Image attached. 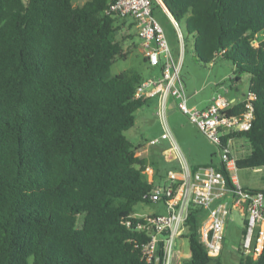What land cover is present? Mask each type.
<instances>
[{
	"label": "trees",
	"instance_id": "1",
	"mask_svg": "<svg viewBox=\"0 0 264 264\" xmlns=\"http://www.w3.org/2000/svg\"><path fill=\"white\" fill-rule=\"evenodd\" d=\"M111 2L0 0V264L156 263L142 254L149 236L134 214L156 182L125 133L147 102L134 97L144 77L111 72L129 53L118 38L127 20L107 12ZM162 2L200 61L221 55L234 64V80L250 75L252 126L224 140L249 143L238 168L263 167L264 0ZM244 108L238 102L229 112ZM215 165L231 183L226 166ZM203 217L192 207L183 234L190 256L181 264H224L199 238ZM238 264H264V252H239Z\"/></svg>",
	"mask_w": 264,
	"mask_h": 264
},
{
	"label": "built area",
	"instance_id": "2",
	"mask_svg": "<svg viewBox=\"0 0 264 264\" xmlns=\"http://www.w3.org/2000/svg\"><path fill=\"white\" fill-rule=\"evenodd\" d=\"M108 13L134 22L137 35L145 52V58L153 66L161 67L160 77L144 78L136 87L134 97L148 101L157 99V116L162 122L160 136L148 141L157 145L167 140L174 147L179 169H170L163 182H156L146 195L151 203H164L166 213H153L141 217L136 229L148 233L142 245V254L149 263L156 262L158 251L162 253V264H176L178 241L187 230V220L192 207L201 208L204 215L199 226V238L209 255L222 254L225 241L227 217L232 208L239 207L245 214L242 243L237 250L244 255L259 257L264 252V190L243 187L236 179L237 158L231 147L234 138L228 134L249 130L254 119L253 101L257 94L248 90L242 102L245 108L240 113H230L234 101L226 95H214L208 106H190L184 83L180 76L181 64L173 55L163 27L154 15L152 0H113ZM181 47L184 35L180 22L171 14ZM174 99L180 110L218 148L220 161L231 173V183L225 172L216 165L191 167L177 143L168 121L169 101ZM155 175L153 168L145 170ZM131 226V221H127Z\"/></svg>",
	"mask_w": 264,
	"mask_h": 264
},
{
	"label": "rangeland",
	"instance_id": "3",
	"mask_svg": "<svg viewBox=\"0 0 264 264\" xmlns=\"http://www.w3.org/2000/svg\"><path fill=\"white\" fill-rule=\"evenodd\" d=\"M87 0H74L75 5H83ZM154 15L163 27L168 43L172 49L173 55L181 64L180 76L184 83L187 95L189 96L190 106L197 104L202 107L214 94H223L231 98L237 95L240 100L247 94L250 84V75L243 74L240 80H234V64L231 60L218 55L211 63H204L200 61L194 51V39L187 34L183 23H180L184 35V48L181 47L177 31L172 23L169 15L164 8L155 5L153 6ZM122 21L121 18L119 20ZM118 38L122 39L124 49L129 51L125 58H117L112 66V74H118L127 70H134L144 78L160 77L161 67L151 65L145 58V52L141 45V39L138 37L136 27L126 23L118 34ZM230 94V95H229ZM172 99V98H171ZM157 104L154 99L147 101L136 112V124L127 130L125 133L127 137L134 143L142 147L159 146L150 145L148 141L162 133V122L157 116ZM168 121L172 130L175 132V125L178 123L189 122L187 128L189 133L187 137L191 136L201 145L202 150H208V155L211 151H215L214 157L219 160L217 155L218 148L200 131L196 125L190 120L189 116L184 114L180 108L176 109L174 114L168 112ZM193 124V125H192ZM178 141H182L187 137H182L179 132L175 133ZM244 138H234L231 147L234 155L241 156L250 152V145ZM243 144V145H242ZM249 144V143H248ZM240 145V147H239ZM183 146V145H182ZM184 147V146H183ZM188 161L190 155L186 148H182ZM140 150V149H139ZM141 156V152H137ZM149 166L157 173L160 170L162 176L167 177L169 170L174 166V162H167L164 158L157 155L147 156ZM239 183L250 189L264 190V166L260 168L242 167L233 171ZM151 172H146L148 177ZM167 208L164 203H151L140 201L134 206V214L137 216H146L153 213H166ZM245 216L242 214L239 207L232 208L227 217L224 249L222 258L224 264H238L239 263V247L243 239V228L245 225ZM190 256V244L188 238L182 236L178 241L175 263L181 264L184 258Z\"/></svg>",
	"mask_w": 264,
	"mask_h": 264
},
{
	"label": "crops",
	"instance_id": "4",
	"mask_svg": "<svg viewBox=\"0 0 264 264\" xmlns=\"http://www.w3.org/2000/svg\"><path fill=\"white\" fill-rule=\"evenodd\" d=\"M158 2L161 4L162 8H164V10L166 11V13L169 15V18L171 19L170 17V12L167 10V8L165 7L164 3L162 2V0H158ZM127 23H131L129 21H127ZM136 32H137V29H136ZM215 95V94H214ZM213 95V96H214ZM230 95V94H229ZM212 96V97H213ZM212 97H210L208 99V101L205 103V105H203L202 107H198L197 104H194L192 106H195V107H198V108H205L206 106L209 105ZM244 99V97L240 100V98L237 96V95H234V96H231V100L234 101L235 104H237L238 102H242ZM152 100V99H151ZM149 101V100H148ZM154 101L156 102L157 104V99H154ZM178 105H177V102L176 100L174 99H170L169 101V112H171V114L173 115L175 110L178 109ZM189 122L187 123H178L175 125V132L173 131L174 133V136L176 138V141L177 143L181 146V148H186V150L188 151L189 155H190V161L189 164L191 165V167L193 168H196L200 165H209V164H217L218 162H220V158L219 160L215 159L214 157V154H215V151L213 149V151H211V155H208V150L210 149L208 147V150H202V147L200 144H198L194 139L193 137L189 136L187 137L186 135L189 133L188 131V126ZM193 125V124H192ZM171 127V126H170ZM197 127V126H196ZM198 128V127H197ZM172 129V128H171ZM199 129V128H198ZM200 130V129H199ZM178 133L182 136V137H187L186 139L182 140V141H178L177 140V136L175 133ZM157 137V136H156ZM241 139V138H240ZM141 145V148L140 150H138V152H141V156L142 157H146L147 156H152V155H157V156H161L162 158H164L167 162H174V166L171 168V169H179L180 166H179V163L176 159V152H175V149L174 147L170 144L169 141L167 140H163L161 141V143H159V146H152V147H147V146H143L142 147V143H139ZM184 147H183V146ZM243 145V144H242ZM247 146H249V144L247 143L246 144ZM240 147V145H239ZM183 150V149H182ZM218 155V154H217ZM242 156H245V155H241V156H237L236 158H240ZM219 157V156H218ZM157 175H159L158 173H155L154 177L153 175L149 174L148 176V179L150 180L151 178H155V180L157 181V183H160V182H163V179L165 178L164 176H161L157 177ZM236 179L238 181V177L236 175ZM239 182V181H238ZM243 214V212H242ZM245 216V214H244ZM245 219V218H244ZM177 264V263H176Z\"/></svg>",
	"mask_w": 264,
	"mask_h": 264
},
{
	"label": "water",
	"instance_id": "5",
	"mask_svg": "<svg viewBox=\"0 0 264 264\" xmlns=\"http://www.w3.org/2000/svg\"><path fill=\"white\" fill-rule=\"evenodd\" d=\"M165 5V4H164ZM166 7V6H165ZM167 8V7H166ZM167 10H168V8H167ZM169 11V10H168ZM155 264H160V259L159 258H157L156 259V263Z\"/></svg>",
	"mask_w": 264,
	"mask_h": 264
}]
</instances>
